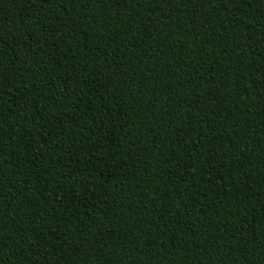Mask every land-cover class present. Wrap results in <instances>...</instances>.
<instances>
[{
	"label": "trees",
	"instance_id": "1",
	"mask_svg": "<svg viewBox=\"0 0 264 264\" xmlns=\"http://www.w3.org/2000/svg\"><path fill=\"white\" fill-rule=\"evenodd\" d=\"M0 264H264V0H0Z\"/></svg>",
	"mask_w": 264,
	"mask_h": 264
}]
</instances>
